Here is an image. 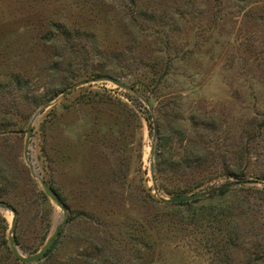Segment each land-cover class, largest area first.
Here are the masks:
<instances>
[{"label":"rangeland","instance_id":"374dc122","mask_svg":"<svg viewBox=\"0 0 264 264\" xmlns=\"http://www.w3.org/2000/svg\"><path fill=\"white\" fill-rule=\"evenodd\" d=\"M0 203V264H264V0H0Z\"/></svg>","mask_w":264,"mask_h":264},{"label":"water","instance_id":"95a60500","mask_svg":"<svg viewBox=\"0 0 264 264\" xmlns=\"http://www.w3.org/2000/svg\"><path fill=\"white\" fill-rule=\"evenodd\" d=\"M91 81L92 82L107 81V82H110V83L116 85L117 87H120L123 89L129 88V86L126 83L120 81L117 78H114L112 76H107V75H98V76H94V77H91L89 79L78 81V82H75V83L69 85L67 90H65L63 92V94L65 95L68 90H71L80 84H84L86 82H91ZM45 106H46V104L41 106V108H43ZM30 130H31V125H29L27 127V138L25 140L24 149H23L24 158L27 160H28L27 150H28V143H29L28 136H29ZM28 164H29L30 168L33 170L34 174H36V176L39 177V174L37 173V169L34 165V162L32 160H28ZM40 184L42 185V188H43L44 192L47 194V196L49 198H51L56 203V205L58 207L63 209L64 205L62 204V202L60 201V199L58 198V196L56 195V193L54 192L52 187L45 180H42V179H40ZM208 193H209L208 191H205V192L190 193V194L172 195V196H169L167 198H162V199L167 201V202H184V201H191V200H194L197 198H201V197L207 195ZM5 209H6V206L4 204L0 203V210H5ZM15 219H16L15 214H13L12 219H11V224H10V232L8 234V244H9L10 250L12 251L14 256L16 258H18L19 260L26 262V263L34 262V261L42 258L44 256V254L47 252V250L50 248V246L52 245V242H53L58 230L57 229L53 230L51 236L46 239L44 244L41 246V248H39V250L37 252H35L34 254L26 256V255H23L22 253H20V251L18 250V248L15 244L14 237L12 236V232L14 231V228H15Z\"/></svg>","mask_w":264,"mask_h":264},{"label":"trees","instance_id":"16d2710c","mask_svg":"<svg viewBox=\"0 0 264 264\" xmlns=\"http://www.w3.org/2000/svg\"><path fill=\"white\" fill-rule=\"evenodd\" d=\"M225 189H226V188H217V189L215 190V191H216V194H217V195H223V194L225 193ZM46 253H47V252H46ZM46 253H45V254H46ZM45 254H44V255H45Z\"/></svg>","mask_w":264,"mask_h":264}]
</instances>
